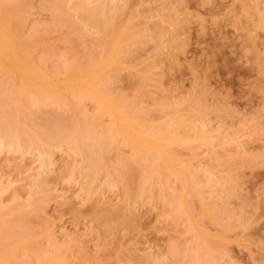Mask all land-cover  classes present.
Returning a JSON list of instances; mask_svg holds the SVG:
<instances>
[{
    "label": "rangeland",
    "instance_id": "obj_1",
    "mask_svg": "<svg viewBox=\"0 0 264 264\" xmlns=\"http://www.w3.org/2000/svg\"><path fill=\"white\" fill-rule=\"evenodd\" d=\"M16 1L21 6V9L18 8L20 13L22 9L26 13H23L22 17L27 15L24 18L27 19L25 23L27 34L29 36L31 34V37L39 36L33 39L36 44L34 46L38 44L42 46L39 45L36 48L37 59L51 75L57 73L59 57L66 52L67 55L76 54L75 56L80 60L84 59L86 53L87 56L90 53H95V56L101 53L96 29H89L91 34L85 37V41L77 40L75 43L76 38L73 34L75 31L71 32L75 26H72L73 29L69 28L71 26L69 24L63 25L64 20L60 18L59 20L63 23L59 22L58 16L55 17L51 10V5H48L50 0ZM114 5L118 6V9H123L121 23L131 22L134 25L135 22L136 28L142 27L144 31H140L145 32V35L141 36L142 46L139 44L141 47L136 46L139 43L137 42L136 47L133 46L132 51H129L131 53H126L129 55L123 53L126 56H123L122 62L130 69H126L125 65V70L120 73L119 81L114 83L115 88L118 89L117 92L120 91L130 97L136 95L139 91L137 88L139 80L134 78L132 73L134 75L136 72L150 68V74H147L154 75L150 79L152 82L158 79L157 83L160 82V86L156 87L157 83L155 86L151 82L152 84L148 85L149 93L146 92L145 96L141 97L137 94L133 99L138 100L135 103L137 102L140 108L146 110V113H143L147 116L148 120L145 118L147 123L155 119L158 121L157 118L161 119L162 113H168L167 118L168 115L171 117L173 111H176L177 103L178 106L181 104V108L178 107L177 111L184 113L183 115L189 114L191 120L195 121L196 130L205 132L210 129L209 135L214 137L212 139L216 144L213 143L214 146L210 143L195 144L191 148L174 146L183 161L181 165L178 163L177 167L184 165L189 167L197 174L202 187L201 201L185 189L184 185H181L182 182L179 183L175 178L172 180L178 191L186 196L191 217L195 221L194 228H190L187 215H183L177 222L171 221L167 215H162L171 209L170 206H161L160 203L161 205L152 207L149 204L139 203L131 207L121 196L123 187L118 186L120 182L112 188L110 186V188H103L105 186L100 181L107 180V175L105 177L103 171L102 178H98L100 185L96 182L98 184L96 187L99 188L98 190L103 188L104 196L100 190L98 194L103 197L93 195V200L91 197V200L85 203L83 190L80 191L83 197L79 192L83 182L74 179L75 177L71 178L70 175L72 168L77 166L75 164L80 159L75 160V157H70L67 151L64 153V149H61L63 152H55L53 163L50 164V161L48 167H42L43 169L39 158L37 159V156L31 153L21 158L20 154L19 156L7 151L4 154L1 152L0 177L2 176L3 181L4 176V180L9 182L8 184L3 181L9 190L4 193L5 198H9L11 202L19 189L18 193L20 192L22 200L26 199L34 188L36 180L42 178L45 184L48 181L45 188L50 186L53 189L51 194L55 196L50 199L48 206L46 205L47 212L44 215L54 222L57 236L60 240H64L66 234L73 235V238L76 235L75 238H79L78 242L84 241V245L86 244L88 254L98 255L103 259L102 264H140L144 257L152 255L164 257L165 264H188V258H184V252L193 249L197 243L204 247L214 246V260L211 264H264V25L262 26V20H260L261 15L264 14V0H115ZM118 11L119 19H121V10ZM149 26L151 31L146 28ZM153 33L154 35L157 33L158 36L157 34L153 36ZM72 38L75 39L72 40ZM156 38L159 40L156 41ZM156 45L160 51L156 50ZM134 47L136 52L133 51ZM77 54L82 55L83 58ZM154 58L157 61L153 60ZM151 59L154 61H152L154 66L149 67L153 65L149 64L152 63L148 61ZM146 63L149 66H145ZM151 70L155 72L151 73ZM59 75H61L60 72ZM4 77L0 71V82H3ZM139 94L143 95L142 92ZM163 98H165L164 104L167 102L166 99H170L171 102H169L172 105L167 103L171 107L175 104L176 108L173 110L167 106L173 111L166 110V112V107L159 105ZM80 101V104L84 106L81 107L82 109L77 111L73 108L72 114L68 111L72 122L75 120L72 119L81 115L83 111L90 112L91 115L98 110L94 100L87 98ZM48 108L47 110L39 109L36 114L39 118L34 116V122L38 123L40 120V123L44 125L45 120H50V117L57 118L56 114L61 118L58 122H63L65 118L63 113H66L63 111L64 108L63 110L60 106L56 108V105L52 109ZM162 108L164 110L161 113ZM59 110L62 112L60 113ZM75 110L76 114H80L76 115ZM43 113H47L46 116L50 117L40 116ZM104 116L106 118L101 117L104 119L103 125L110 123L111 126L112 119L109 120L106 114ZM40 118L45 119L43 123ZM55 120L54 118L53 126L57 124ZM41 124L40 128H42ZM37 127L39 129V126ZM48 127H51L50 122L47 124ZM191 130L190 134L194 129ZM219 141H221L220 144ZM123 145L116 148H121L120 153L129 156L132 148ZM115 151L117 152L116 149ZM115 151L108 152L107 155L108 161L111 160L110 163L108 162L111 167L119 161V152L115 153ZM117 154L118 157L115 158ZM81 164L78 165L81 166ZM65 168L68 171H65ZM39 172L42 176H38ZM30 176H33L32 179ZM137 180V178L131 179L130 184L136 185ZM50 191L48 189V193ZM101 201L106 202L102 203L104 205L109 204L105 206L111 211L115 210L112 214L119 212L116 214L123 215L126 219L124 224L115 225L112 221L107 226L103 221L97 220L94 214L97 210L101 211L102 208L99 207ZM96 202L100 205H96ZM38 215L36 218L33 217L34 219L31 218L32 224L37 225V222L42 220L43 215ZM20 218V215H16L9 220L13 224H18L21 222ZM75 262L84 263L80 256Z\"/></svg>",
    "mask_w": 264,
    "mask_h": 264
},
{
    "label": "bare ground",
    "instance_id": "obj_2",
    "mask_svg": "<svg viewBox=\"0 0 264 264\" xmlns=\"http://www.w3.org/2000/svg\"><path fill=\"white\" fill-rule=\"evenodd\" d=\"M50 1V4H45L51 5V10H53L55 17L58 16V20L59 18L64 20V23L61 20H59V22H61V24L63 23V25L65 23L71 25L69 28L75 26V29L73 28L74 30L71 31H75V33H73L76 38H74L75 43L77 40H79V42L80 40L81 42L85 41V37L87 38V35L89 36L91 34L89 29H96L95 32L97 34H93L97 35L96 38L98 37V47H100L101 51H99L101 53L96 56L95 53H90L88 56L86 53L84 54V59L80 60L78 59L79 57L75 56L76 54L67 55V52H64L67 56L62 54L64 57H59V62H57L59 63V67L57 66V68L60 70L57 69V73L51 75L44 69L42 62L37 59L38 53H36V48H38L39 45L41 46V44L34 46L36 44L33 39H36L35 37L38 35L34 37L32 35L31 37V34L30 36L27 34L25 29L27 19H24L27 15L22 17L25 11L22 9V14L20 13L19 9H21V6H19L18 1L16 0H0V71L5 76L3 82H0L2 85V87L0 85V153L3 152L4 154V152L6 153L7 151L12 154H20L21 156H19L21 158H25L28 153H31L37 156V159L39 158L40 166L41 168H44L48 167L50 161V164L53 163L52 161L54 160L53 156L55 155V152L64 149V153L67 151V155L69 153L70 157H75V160L80 159L78 163L75 164L77 166L74 165V168L80 166L78 164L82 163L78 169L72 168V173H70V175L71 178L75 177L74 179L81 181V183L83 182V186L81 185L79 192L82 190L84 191H82V193L85 203L91 197L93 200V195L101 196L99 195L101 191V194L103 195V188H112V186H117L120 182L118 186L123 187V190L121 189V191H123L121 192V196H123V199L131 207H135L139 203L143 205L149 204V206L152 207L158 206L157 204L161 203V206H170L171 208L166 214L164 213L162 215H167V218L175 222H177L183 215H187L190 228H194L195 221L191 217L186 196L184 193L178 191L176 185H173L174 183L172 180L177 179L176 181L179 183L182 182L181 185H184L183 187L185 189L197 196L201 201L202 187L197 178V174L192 172L189 167L186 165L177 167L178 163L181 165L183 161L180 159L174 146H189L191 148L195 144H213L214 142L212 139L214 137L209 135L210 129L205 132L204 130L201 132L200 130H196L194 125L195 121L193 122V120H191L190 115L185 114V116L183 115L184 113L181 114L179 110L177 111L178 107L181 108V104L178 103V106L176 103L177 108L174 107L175 104L171 107L167 103L169 101L171 102L170 99H166L167 105L163 103L165 98H163V101L161 100L162 102L158 100L160 101L159 105H161V107L164 106V108L166 107L165 111H173L175 108L176 111H173V115H170L171 117L168 115L167 118L166 114L168 113H164V115L162 113L164 109L162 108L161 119L158 117V121L155 119L150 121L151 123H147L148 121L145 120V118L147 119V116L144 114L146 113V110L140 108L136 102L137 108L135 101L138 100L133 99L137 94L139 95L138 97H141L145 96L144 93H149V84L153 83L156 86L158 79L157 81L152 82V79L150 78L154 75L151 74L149 76L150 68L142 72H136L134 74L135 76L132 73V76L139 80V82H137L138 92H142L143 95L135 92L136 95L134 96L131 95L130 97L128 95L130 98L133 97L130 100L127 95L125 96L122 92L120 93V91L117 92L118 89L115 88L116 84L114 83L119 81L121 76L120 73L125 70L126 65L122 62V58L131 53L129 51H132V47L135 46L137 42L139 43L136 44V46L139 44L141 45V36H144L145 32L142 33L144 31V29L142 30V27L136 28L137 23L135 25V22L134 25L131 22H129V24H126V22H124L125 24L123 22L121 23V21H123V9H118V6L114 5L115 0ZM113 1L114 3H112ZM48 7L50 8V6ZM63 7L65 9H63ZM117 9L121 10V19H119L120 12ZM257 13L260 14V12ZM19 14H21V16H19ZM260 20H262L263 26L264 14L261 15ZM260 20L259 25L261 26ZM146 28L150 29L151 27L149 26ZM147 30L145 29V31ZM148 35L149 33H147V36ZM151 35L152 34H150V36ZM155 35L153 33V36ZM152 38L154 37H151V39ZM158 38H156V41L159 40ZM74 39L72 38V40ZM135 47L133 48V51L135 50ZM156 50L160 51L158 46L156 47ZM127 52L129 53L126 54ZM82 55H79L80 58H83ZM153 60H155V58ZM153 60L151 59L148 61L152 62ZM153 62L149 63L153 65L149 66L146 63L147 65L145 66H154ZM126 69L130 68L126 65ZM153 69L155 70V68ZM58 71L61 75H59ZM153 71L151 70V73H153ZM159 83H157L156 87L160 86ZM112 87L114 91H112ZM83 98H89L92 101L94 100L93 102H95V104L97 103L96 107L98 110H96V113H92L93 116L92 114L90 115V112L85 113L84 111L81 113L83 117L79 115L80 113L78 112V114H76V110L79 111L84 107L80 104V99L83 101ZM170 104L172 105V103ZM55 105L56 108L57 106H60L62 110L64 108L65 110L63 111L67 113H63V117H65H62L63 122H58L61 118H59L60 115L56 113L58 119L52 115L53 118L49 116L52 121L49 119L45 120L44 118L47 117V113L51 114V112L40 114V116H44V118L40 119L42 123L45 120V126L40 123V120L38 123H36L37 121L34 122V116H36L39 109H46L48 107L52 109ZM167 106H170L173 110ZM73 108L76 109L75 114L79 116H75L72 119L75 120L72 122L70 121L71 117L69 114L70 112L72 114L71 110H73L74 113ZM147 112L149 111L147 110ZM75 114H73V116ZM105 114L109 120L112 119L110 121L111 126L110 123L108 125H103L104 119L101 117H105ZM76 117L79 118L77 119ZM36 118L39 117L36 116ZM54 118L56 119L55 122L57 124H54L53 126L52 123H54ZM48 122H50L52 128H47ZM100 122L103 123L101 124ZM203 123L205 124V122ZM40 124L42 128H40ZM58 124L59 126H57ZM37 126H39V129H37ZM191 129H194V131ZM190 130L193 132L192 134H190ZM223 140L224 138H222V142H224ZM220 143L221 141H219V144ZM119 145L132 148V150L130 149L131 155L128 154L129 156H125L121 154V148H116ZM111 147L113 148L111 149ZM110 149L112 151H115L116 149L117 152L115 151V153L119 152V157L121 155L119 158L117 154L115 158L118 157L119 163L115 161L116 163L114 164L113 162L112 165H114L112 167L109 166L111 164L108 165V162L111 160L108 161L107 157L108 152H112ZM66 169L67 168H65V171H68ZM102 171L105 173H102L105 177L107 175L106 182L104 180H99L102 178ZM40 173L41 172H39V174L37 173L38 176L41 175ZM1 177L0 264L103 263V259H101L100 256H92L88 254L89 252L85 247L86 244L84 245V241H82L81 238L80 240L82 243L78 242L77 239L79 238H75L76 235L73 238V235L70 236V234H66L64 235V240H60L57 236L54 222H51L52 220L44 215L47 212L46 207L48 206V202L55 196L52 195L53 189H51L50 186L45 188L48 181L45 180V184L44 180L42 181L41 178L40 180H36L37 182L35 184L33 182L34 188H30V194L28 198H24L25 200H22L20 197V192L18 193L19 189L18 191L16 189L17 193H15L14 190V196L12 194L14 200L12 199V201L9 202L10 199H6L4 196V193L9 191L4 184L5 182H3L6 180H4L3 176L2 181ZM32 177L30 176L31 179ZM78 177L81 180H79ZM134 178H137L138 180L137 184L132 186L130 180ZM31 179L29 180L31 181ZM98 180L105 186L103 187L101 185V187H103L102 189L100 188L101 191L96 187V185H100ZM96 182H98V184H96ZM27 183L31 184L32 182ZM48 189L49 191L51 189L52 192L50 191L48 193ZM102 201L100 204L103 207L99 203L97 204L98 201L96 202V205H100V209L102 208L100 211L97 210L98 208L96 206L97 212L99 211L97 213L95 210L96 213L94 216L96 219L103 221L107 226H109L112 221L115 222V225L124 224V221L126 220L124 216H121V214L117 215L119 212L112 214L115 210L111 211L109 207L107 208V206H105L109 204L104 205L102 203L106 202ZM104 207H106V209ZM107 209H109V211ZM207 211L211 213L210 210ZM38 214H42L43 218L37 222V225H34L32 224L33 220L31 218H36ZM16 215L21 216V222L13 224L9 219ZM213 250L214 246L209 245L204 247L200 245V243H197L193 249L184 252V258H188V264H211L214 260ZM79 256L83 259L84 263L75 262ZM165 260L164 257L152 255L144 257L142 262H140L141 260L139 262L140 264H165Z\"/></svg>",
    "mask_w": 264,
    "mask_h": 264
}]
</instances>
